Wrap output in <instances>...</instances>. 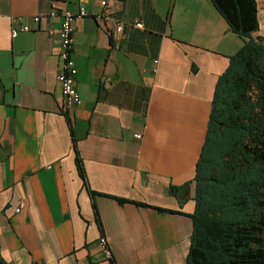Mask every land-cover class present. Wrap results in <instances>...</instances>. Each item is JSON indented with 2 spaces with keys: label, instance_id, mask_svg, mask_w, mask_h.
<instances>
[{
  "label": "crops",
  "instance_id": "obj_1",
  "mask_svg": "<svg viewBox=\"0 0 264 264\" xmlns=\"http://www.w3.org/2000/svg\"><path fill=\"white\" fill-rule=\"evenodd\" d=\"M81 5L65 114L50 13ZM16 16L32 30L13 38ZM245 41L210 0H0V264H186L211 102Z\"/></svg>",
  "mask_w": 264,
  "mask_h": 264
},
{
  "label": "trees",
  "instance_id": "obj_2",
  "mask_svg": "<svg viewBox=\"0 0 264 264\" xmlns=\"http://www.w3.org/2000/svg\"><path fill=\"white\" fill-rule=\"evenodd\" d=\"M210 1L246 41L215 87L192 182L186 264H264V37H253L260 30L258 2Z\"/></svg>",
  "mask_w": 264,
  "mask_h": 264
},
{
  "label": "built area",
  "instance_id": "obj_3",
  "mask_svg": "<svg viewBox=\"0 0 264 264\" xmlns=\"http://www.w3.org/2000/svg\"><path fill=\"white\" fill-rule=\"evenodd\" d=\"M102 5H106L103 1ZM52 18L57 16L61 17V23L58 29H50L49 34L51 36H57L59 41V61L60 69L57 75L58 81L62 86V112L67 114L72 109L78 107L82 100L81 95L77 89V76L78 69L75 62V21L77 19H82L88 16V10L84 5H81L77 13H74L68 9L53 10L50 13ZM33 23H38L40 21L39 16H33L31 18ZM134 27L138 29H143L144 24L141 20H136L134 22L126 23L120 22L113 29V36L115 39H121L126 35V29ZM32 30L31 23L26 21L22 16H16L12 19V29L11 36L13 38L17 37L21 32H29ZM155 63H158L155 61ZM140 138L141 136H137ZM17 212L20 209L16 210ZM99 245L101 246L104 256L108 261H113V254L109 247L108 241L105 237L99 240Z\"/></svg>",
  "mask_w": 264,
  "mask_h": 264
},
{
  "label": "water",
  "instance_id": "obj_4",
  "mask_svg": "<svg viewBox=\"0 0 264 264\" xmlns=\"http://www.w3.org/2000/svg\"><path fill=\"white\" fill-rule=\"evenodd\" d=\"M190 189H191L190 185H186L180 190L179 195H178L179 201L186 202L188 200Z\"/></svg>",
  "mask_w": 264,
  "mask_h": 264
},
{
  "label": "rangeland",
  "instance_id": "obj_5",
  "mask_svg": "<svg viewBox=\"0 0 264 264\" xmlns=\"http://www.w3.org/2000/svg\"><path fill=\"white\" fill-rule=\"evenodd\" d=\"M261 8V14L264 13V0H258ZM261 33L264 34V25L262 24Z\"/></svg>",
  "mask_w": 264,
  "mask_h": 264
}]
</instances>
